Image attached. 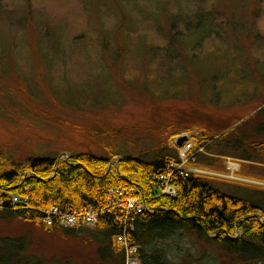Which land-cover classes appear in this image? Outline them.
I'll use <instances>...</instances> for the list:
<instances>
[{"label":"rangeland","instance_id":"rangeland-1","mask_svg":"<svg viewBox=\"0 0 264 264\" xmlns=\"http://www.w3.org/2000/svg\"><path fill=\"white\" fill-rule=\"evenodd\" d=\"M120 5L134 10L126 14L129 24L123 29ZM29 14L42 32L54 30V40L43 38L41 49L35 35L32 42L26 39L30 31L36 34L33 28L26 31ZM184 18L192 21L195 40L187 48L185 36L191 30ZM199 21L209 26L202 28ZM178 33L185 38L182 42L175 38ZM76 35L87 36L88 51L69 49ZM57 36L65 44L62 50L55 48ZM28 43L36 44V53ZM0 63V152L19 159L33 154L67 159L70 150L87 148L104 154L78 126L116 129L120 136L111 142L127 146L128 141L147 149V157L161 144L174 146L181 136L187 137L191 151L196 134L204 129L226 132L233 127L237 145L232 147L241 157L250 140L241 139L240 149L239 136L252 137L259 127L264 129V0H1ZM99 65L107 66V78L96 71ZM106 81L119 101H103L101 84ZM80 89L84 96L97 90L99 97L86 98L79 107L59 99ZM171 126L186 130L176 137ZM261 136L264 140V133ZM212 149L218 153L217 147ZM258 158L264 162V151ZM118 161L116 157L110 165ZM208 162L213 166L206 168L209 173L199 169L218 184H247H229L228 192L264 190V165L242 161L246 178L228 179L229 174L217 171L227 160ZM185 167L198 168L188 163ZM4 235L26 236L30 253L53 264H93L98 248L84 237L50 235L19 220H0V237ZM240 235L238 230L236 237ZM187 247L211 250L195 239Z\"/></svg>","mask_w":264,"mask_h":264},{"label":"trees","instance_id":"trees-1","mask_svg":"<svg viewBox=\"0 0 264 264\" xmlns=\"http://www.w3.org/2000/svg\"><path fill=\"white\" fill-rule=\"evenodd\" d=\"M118 7V13L123 16L121 18L123 29L129 24L126 14L134 10H126L122 5ZM32 15L29 14L28 21L25 20L28 27L26 31L29 32L30 28H33L36 34L30 31L29 34H25L26 39L32 42L35 35L37 48L41 49L45 43L42 39L52 37L54 40L55 33L49 28L47 32H42L38 22L32 20L34 17ZM190 21L184 18V26L191 30V34L185 36L186 39L183 37L187 41L186 48L192 46L189 41L195 43ZM198 23L202 28H205V25L209 26L207 24L209 22ZM173 28L175 29L174 26ZM30 33L33 39H30ZM86 37L85 35L71 37L69 49H78L79 53L88 51L86 47L89 39L86 40ZM175 38L181 39V42L184 40L179 33ZM26 39L21 40L27 44ZM58 39L55 48L62 50L65 44L59 37ZM36 44L28 43V47L35 53ZM15 46L14 42L13 47ZM26 50L29 49L25 48L24 51ZM46 50L40 54L41 58L46 55ZM97 69L96 71L103 74V77H108L107 66L99 65ZM104 83H100L103 88V101L113 103L119 101V95L111 86H106L107 81ZM172 91L170 90L171 95ZM91 92L84 96L83 89H80L75 94L66 93L59 99L67 100L69 104L79 107L83 101L86 103V98L99 97V91ZM78 129L82 135L100 145L105 153L98 155L87 148L78 152L70 150L67 159H60L59 155L54 154L42 156L33 154L19 159L8 152H0L1 221L19 220L50 235L60 233L70 237H84L89 244L98 246L93 264H125V248L117 243V238L122 235L130 243L140 247L138 251L140 264H264L263 188L262 191L243 190L241 193L247 192L245 195L233 194L227 190L229 184L234 186L231 188H242L247 184L242 183L235 187V183L228 181L230 183L222 185L211 175L206 176L179 167L182 162L178 153L181 147L176 142L173 143L174 146L161 144L158 152L147 157V149L132 146L128 141L127 146L111 142L113 138L120 136L116 129L105 126H78ZM170 129L173 131L172 135L176 137L181 135V131L186 130L178 126H171ZM236 129L237 127H233L226 132L204 129L202 133L196 134L194 140L197 145L187 155L188 164L206 169L213 167L209 160L233 158L247 161L251 165L259 163L263 166L264 162L258 155L264 151V140L261 138L264 129L259 127L252 137L239 136L240 149L243 145L241 139L250 140L245 148L246 155L241 157H236L238 151L233 150L237 142L232 139L231 132ZM213 147H217L218 153L213 152ZM163 149L173 151V154L171 152L164 154ZM116 157L119 158L117 166L116 163L110 165ZM160 176L164 179L160 180ZM166 183L176 188L174 196L162 193V187ZM111 189L126 192L133 190L134 194L131 196L144 199L150 210L139 213L124 208L119 199L109 201ZM12 195L27 199L25 202L14 204ZM124 198L123 196L121 200ZM52 208L76 215L92 209L98 212L99 217L92 228H85L82 225L61 226L58 218L54 217L53 224L48 226L44 219ZM238 230L241 231V235L236 237ZM192 239L209 246L211 250L193 251L187 247L188 241ZM29 246L30 242L26 236L0 237V264L54 263L40 257L37 259L30 253Z\"/></svg>","mask_w":264,"mask_h":264},{"label":"built area","instance_id":"built-area-1","mask_svg":"<svg viewBox=\"0 0 264 264\" xmlns=\"http://www.w3.org/2000/svg\"><path fill=\"white\" fill-rule=\"evenodd\" d=\"M191 147H192L191 143L188 142L186 143V146H184L180 151L181 154L180 159L182 162L179 165V167H183L187 170H191L185 167L186 163H188L187 155ZM163 179L164 177L160 176V180ZM162 188H163L162 193L168 196H174L177 191L175 187L170 186L167 183L164 184ZM132 191L126 192L121 189H111L109 192V201L120 200L119 203L122 202L124 208H126L127 210L137 211L139 213L145 210H150L144 199H138L131 196L132 194H134V192ZM123 196L125 198L121 200ZM51 214H54V218H58L59 224L65 227H74L77 225H82L85 228L86 227L92 228L97 223L99 217L98 212L92 209H87L82 214L76 215L70 213H63L58 208H54ZM45 222L48 225L52 224V220L49 217L45 219ZM117 243L125 248L126 251L125 264H140L139 255H138V251L140 247L138 245H133L123 235L117 238Z\"/></svg>","mask_w":264,"mask_h":264},{"label":"crops","instance_id":"crops-1","mask_svg":"<svg viewBox=\"0 0 264 264\" xmlns=\"http://www.w3.org/2000/svg\"><path fill=\"white\" fill-rule=\"evenodd\" d=\"M223 160H227L228 162L226 163H223L221 167V170H217L218 172H222L221 175H227L229 174V176H227L228 179H232L234 178L236 175L237 176H240V177H244L246 178V176L244 175V173H242V170H243V167H242V160H239V159H233L232 160L236 161V163H231L229 160H231V158H226V159H223ZM231 160V161H232ZM222 161V160H221ZM195 167H198L199 168V165L195 166ZM203 170H206L204 168H201ZM209 172V171H208ZM229 172V173H228ZM215 173V172H214ZM226 173V174H225ZM241 174V175H240ZM236 178V177H235ZM227 181H230V180H227ZM255 186V185H254Z\"/></svg>","mask_w":264,"mask_h":264},{"label":"bare ground","instance_id":"bare-ground-1","mask_svg":"<svg viewBox=\"0 0 264 264\" xmlns=\"http://www.w3.org/2000/svg\"><path fill=\"white\" fill-rule=\"evenodd\" d=\"M29 192V191H28ZM16 199V200H15ZM27 199V197H21V196H18V195H12V201L14 204H18V203H22V202H25ZM54 210V208H52L46 215L45 219L46 218H50L52 220V224H53V219L52 217H54V214H51L52 211ZM45 219H44V222H45ZM46 223V222H45ZM47 224V223H46ZM51 224V225H52ZM48 225V224H47ZM51 225H48V226H51Z\"/></svg>","mask_w":264,"mask_h":264},{"label":"water","instance_id":"water-1","mask_svg":"<svg viewBox=\"0 0 264 264\" xmlns=\"http://www.w3.org/2000/svg\"><path fill=\"white\" fill-rule=\"evenodd\" d=\"M186 140H187V137H186V136H181V137L178 139L177 143H178L179 146H182L183 143H184ZM66 155H67V154H66Z\"/></svg>","mask_w":264,"mask_h":264}]
</instances>
